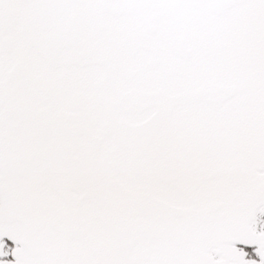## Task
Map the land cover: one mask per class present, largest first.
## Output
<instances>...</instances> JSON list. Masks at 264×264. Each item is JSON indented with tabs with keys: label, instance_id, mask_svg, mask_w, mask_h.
Returning a JSON list of instances; mask_svg holds the SVG:
<instances>
[{
	"label": "snow or ice",
	"instance_id": "1",
	"mask_svg": "<svg viewBox=\"0 0 264 264\" xmlns=\"http://www.w3.org/2000/svg\"><path fill=\"white\" fill-rule=\"evenodd\" d=\"M0 264H264V0H0Z\"/></svg>",
	"mask_w": 264,
	"mask_h": 264
}]
</instances>
